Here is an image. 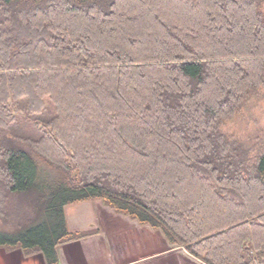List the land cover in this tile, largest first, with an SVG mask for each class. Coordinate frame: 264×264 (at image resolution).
I'll use <instances>...</instances> for the list:
<instances>
[{"label": "trees", "instance_id": "1", "mask_svg": "<svg viewBox=\"0 0 264 264\" xmlns=\"http://www.w3.org/2000/svg\"><path fill=\"white\" fill-rule=\"evenodd\" d=\"M263 3L0 0V216L37 204L0 248L59 264L90 236L65 206L100 200L205 264H264V152L222 132L264 89Z\"/></svg>", "mask_w": 264, "mask_h": 264}, {"label": "rangeland", "instance_id": "2", "mask_svg": "<svg viewBox=\"0 0 264 264\" xmlns=\"http://www.w3.org/2000/svg\"><path fill=\"white\" fill-rule=\"evenodd\" d=\"M258 11L264 14V3L260 4ZM254 93L246 107L233 118L225 121L222 126V132L232 140H236L237 144L247 151L249 159L264 152V89ZM18 116L24 119V116L20 114ZM31 126L33 131H30L29 127H27L29 132L26 129L23 130L35 139L40 133L41 125L40 122L35 121ZM22 127L25 128L24 125ZM22 134H24L22 129H16V136L20 139L8 133L5 134V139L12 140L15 145L28 149V145L21 140ZM8 203L12 206L8 211L9 218L3 219L0 216V231H11L24 221L26 223L33 220L37 214L35 209L37 204L30 193L21 198H12ZM64 213L67 219L66 226L70 232L90 235L87 239L73 242H88L86 245H79L77 248L75 246L72 249L74 254L80 253L78 257L73 258L75 262L87 258L89 261L113 259L116 261L115 264H129L144 258L141 264H175L179 261L177 256L183 255L190 260L191 264L195 262L205 264L203 260L189 255L182 247H170L164 243L159 232L152 231L148 227H140L128 218L114 214L100 200H87L67 205ZM67 246H69L68 243L60 246L58 250L59 264H62L61 258L64 262L69 259L68 252L65 251ZM0 264H43V260L39 254L26 257L18 249L0 248Z\"/></svg>", "mask_w": 264, "mask_h": 264}, {"label": "crops", "instance_id": "3", "mask_svg": "<svg viewBox=\"0 0 264 264\" xmlns=\"http://www.w3.org/2000/svg\"><path fill=\"white\" fill-rule=\"evenodd\" d=\"M103 234H104V231H103ZM90 241V240H89ZM88 242H78V243H68V245L70 246V248H68L69 246H67V249H65V251H67L68 252V257L67 258H69V259H67V261L66 262H64L63 261V259L61 258V263L62 264H115V262L116 261H114L113 259L111 260V259H109V260H98V261H93V260H88L87 258H85V259H79V260H77L76 262L73 260V258L74 257H78L79 255H80V253L79 254H74V252H73V250L72 249H74L75 248V246H76V248H77V246H79V245H86ZM165 243V242H164ZM71 245H72V247H71ZM164 245V244H163ZM72 250V251H71ZM78 255V256H77ZM165 257V256H164ZM173 258V257H172ZM185 256H180V255H178L177 256V259H179V261H178V263H175V264H191V262H190V260L188 259V258H185ZM142 259H144V258H141L140 260L138 259V261L136 262V261H134V263H136V264H141L142 262H143V260ZM133 262L132 263H129V264H134ZM194 263V262H193ZM128 264V263H127ZM195 264H197L196 262H195Z\"/></svg>", "mask_w": 264, "mask_h": 264}]
</instances>
